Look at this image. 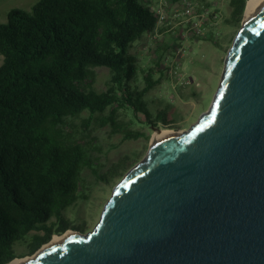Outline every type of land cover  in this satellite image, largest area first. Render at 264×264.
<instances>
[{
	"label": "trees",
	"instance_id": "trees-1",
	"mask_svg": "<svg viewBox=\"0 0 264 264\" xmlns=\"http://www.w3.org/2000/svg\"><path fill=\"white\" fill-rule=\"evenodd\" d=\"M247 1L229 0L226 23L241 26ZM152 2L38 0L31 10L11 8L6 22H0V264L20 257L18 241L27 240L32 254L55 234L84 229L65 212L88 197L85 168L110 184L138 161L135 153H125L101 171L89 143L71 133L70 119L89 111L85 122L98 119L125 138L149 135L119 121L122 109L149 126H174L170 104L156 112L147 105L145 94L160 82L154 67L142 68L138 55L129 51L155 31ZM215 36L205 37L218 43ZM158 56L163 63L166 54ZM96 67L111 72L102 91L94 85ZM140 72L143 88L132 84Z\"/></svg>",
	"mask_w": 264,
	"mask_h": 264
},
{
	"label": "water",
	"instance_id": "water-1",
	"mask_svg": "<svg viewBox=\"0 0 264 264\" xmlns=\"http://www.w3.org/2000/svg\"><path fill=\"white\" fill-rule=\"evenodd\" d=\"M23 264H264V4L198 122L124 174L92 230Z\"/></svg>",
	"mask_w": 264,
	"mask_h": 264
},
{
	"label": "rangeland",
	"instance_id": "rangeland-1",
	"mask_svg": "<svg viewBox=\"0 0 264 264\" xmlns=\"http://www.w3.org/2000/svg\"><path fill=\"white\" fill-rule=\"evenodd\" d=\"M37 1L0 0V22H6L11 8L31 10ZM191 1L194 5H200L202 10L197 12L206 13V16H198L197 19H191L188 15L182 17L177 15V10L172 5L169 8L167 20L158 30L157 37H154L153 33H146L129 49L131 53L138 55V63L142 68L154 67V79L159 78L160 82L145 94L147 105L153 112H156L157 109L170 104V117L175 119V122L173 127L164 129H174L178 134L189 131L209 110L219 87L229 51L241 28V26L235 27L225 21L231 12L229 0ZM210 13H214L213 16H210ZM196 20L202 23L200 38L194 33L193 25ZM212 32L215 33L218 43L205 37ZM178 48H184L179 71L182 80L185 78L190 81L185 84L178 81L179 77L166 75L164 68L166 58L161 64L158 60V52L166 54V57L169 55L171 59ZM2 63L3 56L0 54V65ZM161 70H164L163 76L160 74ZM95 71L94 85L98 91H102L109 86L111 72L107 67H96ZM132 84L139 88L146 85L143 72L132 80ZM192 91H196V95H193ZM89 116V111H84L79 117L70 119V130L71 133L89 143L92 148V159L101 171L106 170L114 160L125 153H135V157H139L137 163L145 160L149 149L153 147L152 136L156 131L153 126L142 123L132 111L122 109L118 112L119 121H130L129 127L132 132L140 131L149 135L148 137L125 138L124 133L114 131L110 124L101 125L98 119L93 118L89 123L85 122ZM161 128H163L162 125ZM83 179L88 197L80 198L65 212L74 217L78 223H84L83 230L69 229L82 234L89 232L97 224L113 189L120 181L119 179L110 184H103L97 180L89 168H85ZM15 248L16 254L20 257L33 255L39 250L32 254L29 253L27 240L16 242Z\"/></svg>",
	"mask_w": 264,
	"mask_h": 264
},
{
	"label": "built area",
	"instance_id": "built-area-1",
	"mask_svg": "<svg viewBox=\"0 0 264 264\" xmlns=\"http://www.w3.org/2000/svg\"><path fill=\"white\" fill-rule=\"evenodd\" d=\"M174 6L177 10V15L185 16L188 15L189 18L197 19L198 16H206V13L197 12L198 10H202L200 5H194L191 0H180L178 2H171V0H153L151 3V8L154 9L157 13V26L154 32V37H157V33L159 28L165 23L168 17V11L171 6ZM216 16V14H215ZM194 33L201 34L202 32V23L199 20H196L194 25ZM147 33V34H151ZM184 48H178L175 52V55L170 59L168 55L165 60L164 68L166 69V75H170L172 77H179L178 81L181 83H188L190 82L188 79H181V72L179 71L180 65H182V55H183ZM170 59V61H169Z\"/></svg>",
	"mask_w": 264,
	"mask_h": 264
},
{
	"label": "bare ground",
	"instance_id": "bare-ground-1",
	"mask_svg": "<svg viewBox=\"0 0 264 264\" xmlns=\"http://www.w3.org/2000/svg\"><path fill=\"white\" fill-rule=\"evenodd\" d=\"M258 4H264V0H248L247 1V5H246V10H245V14H244V20H245V16L247 14V12L249 11V9L255 5ZM178 135V132L175 131L174 129H164L162 128V130H156L153 133L152 136V145L153 147L156 146L160 140L165 139V138H173L176 137ZM73 235H78L77 232H75L74 230H67L66 232H64L63 234H55L49 242L45 243L36 253H34L33 255H27L24 257H16L13 260H11L10 262H8L7 264H23L31 259H35L37 257V255L46 247H48L49 245H51L52 243L59 241L67 236H73Z\"/></svg>",
	"mask_w": 264,
	"mask_h": 264
}]
</instances>
